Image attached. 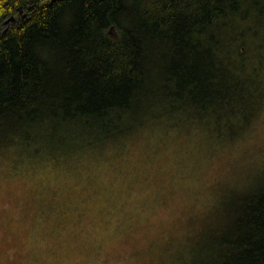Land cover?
Here are the masks:
<instances>
[{
	"label": "trees",
	"instance_id": "16d2710c",
	"mask_svg": "<svg viewBox=\"0 0 264 264\" xmlns=\"http://www.w3.org/2000/svg\"><path fill=\"white\" fill-rule=\"evenodd\" d=\"M263 62L264 0H0V149L71 158L162 113L231 141L263 109ZM195 240L190 264H264V182Z\"/></svg>",
	"mask_w": 264,
	"mask_h": 264
},
{
	"label": "rangeland",
	"instance_id": "374dc122",
	"mask_svg": "<svg viewBox=\"0 0 264 264\" xmlns=\"http://www.w3.org/2000/svg\"><path fill=\"white\" fill-rule=\"evenodd\" d=\"M171 117L162 113L121 143L71 158L1 148L5 240H19L13 225L65 242L101 230L112 246L129 249L128 264L192 263L201 245L195 239L230 194L264 182V104L249 130L231 141L209 143L203 120Z\"/></svg>",
	"mask_w": 264,
	"mask_h": 264
},
{
	"label": "clouds",
	"instance_id": "9594fccd",
	"mask_svg": "<svg viewBox=\"0 0 264 264\" xmlns=\"http://www.w3.org/2000/svg\"><path fill=\"white\" fill-rule=\"evenodd\" d=\"M27 227L12 226L20 237L15 243L11 234L5 240L0 229V264H128L129 249L112 246L109 232L89 230L65 242L38 228L25 235Z\"/></svg>",
	"mask_w": 264,
	"mask_h": 264
},
{
	"label": "water",
	"instance_id": "95a60500",
	"mask_svg": "<svg viewBox=\"0 0 264 264\" xmlns=\"http://www.w3.org/2000/svg\"><path fill=\"white\" fill-rule=\"evenodd\" d=\"M10 20H13V17Z\"/></svg>",
	"mask_w": 264,
	"mask_h": 264
}]
</instances>
